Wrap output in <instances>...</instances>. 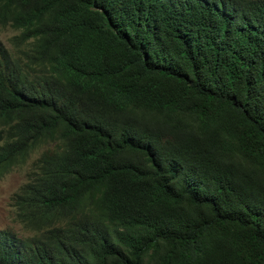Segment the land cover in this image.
Listing matches in <instances>:
<instances>
[{
  "label": "trees",
  "instance_id": "obj_1",
  "mask_svg": "<svg viewBox=\"0 0 264 264\" xmlns=\"http://www.w3.org/2000/svg\"><path fill=\"white\" fill-rule=\"evenodd\" d=\"M0 264H264V0H0Z\"/></svg>",
  "mask_w": 264,
  "mask_h": 264
},
{
  "label": "rangeland",
  "instance_id": "obj_2",
  "mask_svg": "<svg viewBox=\"0 0 264 264\" xmlns=\"http://www.w3.org/2000/svg\"><path fill=\"white\" fill-rule=\"evenodd\" d=\"M19 32L12 29L0 30V44L10 47L9 39ZM35 155L25 165L16 166L10 172L0 177V230L11 229L21 236H28L30 233L23 229L15 220V211L12 206V197L19 188L26 182L27 174L30 171V164Z\"/></svg>",
  "mask_w": 264,
  "mask_h": 264
}]
</instances>
